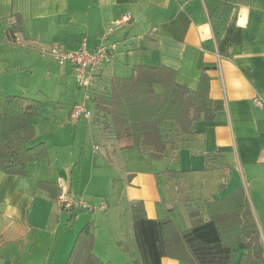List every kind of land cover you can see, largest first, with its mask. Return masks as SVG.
I'll return each instance as SVG.
<instances>
[{"label": "crops", "instance_id": "1", "mask_svg": "<svg viewBox=\"0 0 264 264\" xmlns=\"http://www.w3.org/2000/svg\"><path fill=\"white\" fill-rule=\"evenodd\" d=\"M16 16L23 32L9 44ZM83 40L90 51L117 46L97 89L143 64L175 70L176 81L191 90L205 76L213 121L195 123L187 136L168 124L170 153L150 161L140 149L120 150L110 130L92 120H74L72 110L51 112L54 100L43 88L58 90L74 73L46 52L54 44L75 51ZM10 95L43 104L30 145L45 143L49 156L29 163L27 177L0 170V264H67L88 225L97 258L133 264L141 254L132 204L142 202L149 219L170 218L184 233L190 211L207 218V201L240 189L264 244V106L254 104L264 102V0H0V101ZM44 117L59 124L53 133L39 127ZM61 185L88 208L76 205L73 218L61 210L53 198Z\"/></svg>", "mask_w": 264, "mask_h": 264}, {"label": "trees", "instance_id": "2", "mask_svg": "<svg viewBox=\"0 0 264 264\" xmlns=\"http://www.w3.org/2000/svg\"><path fill=\"white\" fill-rule=\"evenodd\" d=\"M6 32V43L15 44L23 32L19 16ZM177 72L167 67L137 65L130 77H112L92 95L93 122L110 130L120 150L140 149L150 161L170 153L166 127L182 136L191 134L199 121H213L215 111L209 81L202 77L196 90L176 81ZM156 86L162 88L161 92ZM43 104L10 95L0 101V170L11 176H28V164L47 159L45 143L35 139L32 121ZM59 195L56 198L58 201ZM61 210L65 207L59 205ZM134 237L141 258L133 264H162L171 258L184 264H264V244L251 203L244 189L206 202V215L190 211L191 228L180 233L170 218L149 219L142 202L131 205ZM69 212L74 217V208ZM91 226L78 235L67 264H111L93 254ZM241 252V253H240ZM240 253V254H239Z\"/></svg>", "mask_w": 264, "mask_h": 264}, {"label": "built area", "instance_id": "3", "mask_svg": "<svg viewBox=\"0 0 264 264\" xmlns=\"http://www.w3.org/2000/svg\"><path fill=\"white\" fill-rule=\"evenodd\" d=\"M127 20L128 18L123 21ZM116 49V44L105 43L97 46L93 51H90L87 41L83 40L79 48L75 51H68L61 45L54 44L46 52L59 66H70L77 85L86 92L83 104L74 107L72 110L71 117L74 120H93L94 112L88 108V102L91 104L92 95L97 89L102 67L111 60ZM254 104L260 109L264 106V102L260 99H256ZM96 150H99V148L96 147ZM57 202L67 210L72 208L75 209L76 205H80L86 209L88 208V205L84 201H76L72 198L62 185Z\"/></svg>", "mask_w": 264, "mask_h": 264}, {"label": "rangeland", "instance_id": "4", "mask_svg": "<svg viewBox=\"0 0 264 264\" xmlns=\"http://www.w3.org/2000/svg\"><path fill=\"white\" fill-rule=\"evenodd\" d=\"M56 67H57V65H56ZM67 67L68 66H66V68ZM18 76L21 79H23L22 75H18ZM43 89H44L45 93L48 94V97L50 99L54 100V104H51L49 102V105H51V106H49V109H51V112L55 108L58 109V112L61 108H64L63 112L68 113V111L73 110L74 107L81 106L84 102L85 95H86V92L77 85L74 74H72V78L65 80L63 82L62 86H59L58 90H55L54 88L52 89L51 84H49L48 86H45ZM46 106H48V105H46ZM88 108L91 111H93L92 101H91V104H90V102H88ZM49 117L52 120V113L50 114ZM44 118H47V120H45ZM44 118H42L39 121L41 124V126H39V127L42 129L44 128L46 130V131L44 130V132H43L44 134L49 133L50 131L53 133L59 127V124L52 122L48 117H44ZM78 121H82V120H78ZM49 123H51L52 125H50ZM41 133H42V130L40 129V134ZM99 143H101V142H99ZM97 145H99V146L101 145V147L103 148L102 143L97 144ZM102 151H104V150L102 149ZM175 163H178V161ZM175 163H173L172 160H170L168 162V164L170 166L174 165Z\"/></svg>", "mask_w": 264, "mask_h": 264}]
</instances>
